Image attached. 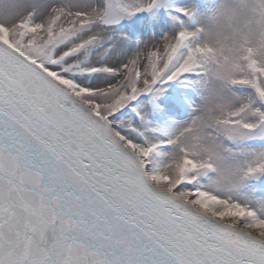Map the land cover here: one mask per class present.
<instances>
[{"label":"snow or ice","instance_id":"1","mask_svg":"<svg viewBox=\"0 0 264 264\" xmlns=\"http://www.w3.org/2000/svg\"><path fill=\"white\" fill-rule=\"evenodd\" d=\"M206 7L0 0V264H264V0Z\"/></svg>","mask_w":264,"mask_h":264},{"label":"clouds","instance_id":"2","mask_svg":"<svg viewBox=\"0 0 264 264\" xmlns=\"http://www.w3.org/2000/svg\"><path fill=\"white\" fill-rule=\"evenodd\" d=\"M234 2V0H210V3L203 10L201 16V23L206 29L205 39L209 44L216 48H224L225 50L231 45L232 41L229 39L231 33L223 22L213 25L210 20V9L217 5ZM253 39H258L255 32L252 33Z\"/></svg>","mask_w":264,"mask_h":264},{"label":"rangeland","instance_id":"3","mask_svg":"<svg viewBox=\"0 0 264 264\" xmlns=\"http://www.w3.org/2000/svg\"><path fill=\"white\" fill-rule=\"evenodd\" d=\"M196 2H201V0H196ZM210 3V0H206V6Z\"/></svg>","mask_w":264,"mask_h":264}]
</instances>
